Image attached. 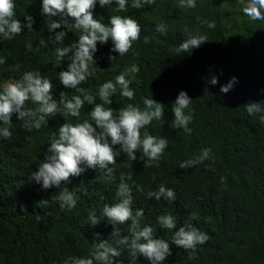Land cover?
<instances>
[{"label":"trees","instance_id":"trees-1","mask_svg":"<svg viewBox=\"0 0 264 264\" xmlns=\"http://www.w3.org/2000/svg\"><path fill=\"white\" fill-rule=\"evenodd\" d=\"M14 3L21 23H27L25 16L33 17L35 32L28 33L25 27L24 33L11 41L0 38V57L7 58L6 64L0 65V84L10 78L19 80L26 71L39 70L52 81L55 98L62 91H67L70 99L81 95L60 83L57 74L68 70V62H58L53 54L56 47L74 45L81 31L69 29L64 44H57L50 36L66 29L48 31L47 18L41 15L42 0ZM178 3L179 0H156L152 7L137 10L129 0L127 10L122 12L116 11L115 2L105 8L97 4L94 19L108 25L110 16H131L141 26L140 40L121 57L111 51V40L107 44L98 42L94 59L103 70L97 69L81 85L87 95L97 97L98 104L99 87L127 71L135 98H124L117 89L113 103L104 105L114 109V116L128 103L143 110L144 98L166 105V122L162 125L153 120L148 126L151 135L168 141L159 166L144 167L145 161L137 152L132 167L125 154L116 158L114 180L101 170L86 169L66 185L76 195V207L62 211L56 197L64 185L61 189H43L42 183L29 182L30 175L38 171L47 144L58 135V126L84 120L94 123L89 113L94 106L85 103L79 117H49L47 127L32 132L23 130L14 114L11 139L0 137V264H63L68 257H88L96 233L100 234L99 240L119 247L116 241L120 237L111 235L113 225L101 212L105 203L115 201L122 175L132 190L133 210L144 209L141 226L157 227V238L171 241L175 231L186 223L209 236L191 257L184 249L170 244L172 255L164 264H264V123L258 114L249 115L244 106L260 103L264 107V21L245 16L239 0H197L195 9L184 10ZM205 18L214 20L216 27L209 29L202 24ZM161 22L167 25L166 35L156 31ZM197 31L207 35V42L191 53L177 55L180 43ZM144 36L150 37L151 42L145 44ZM41 40L44 47L39 52L25 48L26 41L32 42L35 49ZM109 56L116 58L110 60ZM16 64L20 65L19 71H9ZM133 65L138 72H131ZM213 75L217 78L215 85L208 82ZM233 77L237 82L222 93L221 87ZM182 90L193 99L191 107L195 110L190 136L182 129L171 128V105ZM28 106L36 107L31 101ZM205 147L212 148L215 163L205 161L180 169L181 162L199 155ZM115 148L119 150L120 146ZM208 165L215 171L209 170ZM221 177H226L227 190L220 184ZM161 184L175 191L174 202L147 198V192L158 190ZM137 186L143 191H137ZM44 200L48 202L39 205ZM91 213L101 220L99 224L90 225ZM168 214L175 217L177 229L160 230L157 217ZM192 214L198 219L191 220ZM38 215L43 219L38 221ZM207 217L211 221H206ZM130 224L131 221L118 225L121 236L130 237ZM115 259L117 264H151L143 256L131 261L127 251Z\"/></svg>","mask_w":264,"mask_h":264},{"label":"clouds","instance_id":"clouds-1","mask_svg":"<svg viewBox=\"0 0 264 264\" xmlns=\"http://www.w3.org/2000/svg\"><path fill=\"white\" fill-rule=\"evenodd\" d=\"M115 2L116 11H126L129 0H42L41 15L47 19L48 31L54 32L56 29L64 28L54 37L50 36L57 44H64V39L68 36L69 29L75 28L81 31L76 43L71 47H56L54 56L58 62H68V70L60 71L57 76L60 83L66 89L75 90L81 95H74L71 99L67 91H62L59 98H55L54 85L51 80L44 77L39 70L26 71L17 80L10 78L0 84V137L9 140L12 137L10 125L15 114L21 123V127L26 132L39 131L42 127H47L49 117L60 115L61 117H79L81 109L85 103L93 105L90 113L92 121L71 124L64 122L58 126V135L51 137L48 147L43 153L44 159L38 165V171H32L29 182L41 184L43 189L56 188L63 189L58 192L56 199L62 211H71L76 207L77 199L74 192L66 186L71 182L72 177L80 176L86 169L103 171L104 175L112 180L115 179L116 158L125 154L128 158L129 166L132 167L137 161V152H140V160L145 161L144 167L159 166L161 157L168 147V141L164 137H155L148 131V126L153 120L161 122L164 118L165 106L152 98H144L143 110L132 103L119 109V115L114 116V109L105 108L104 105L113 103L112 97L120 90V95L128 100L135 98V91L130 87L131 81L127 79L128 72H121L115 80H109L99 87L98 97L100 103H96L95 96L87 95L86 90L81 87L89 77L95 75L97 61L94 59L97 52V43L107 44L112 41V52L119 53V57L128 54L133 43L140 40L141 26L137 20L131 16L114 15L109 17L108 25L94 19L93 13L97 4L101 8L106 5H113ZM242 5L243 14L252 21H264V0H239ZM156 0H131L133 9H144L145 6H153ZM14 0H0V38L11 41L18 35L24 33V28L28 33L35 32L33 17L25 16L26 24L16 18ZM178 7L181 10L195 9L197 0H179ZM53 17H59L53 20ZM202 24H206L209 29L216 27L215 21L204 19ZM156 31L166 35L167 25L163 22L156 26ZM185 31H188L185 28ZM207 35L197 31L190 34L189 38L180 43L176 49L177 55L191 53L193 49L199 48L207 42ZM143 42H151L150 37L144 36ZM44 47L41 40L35 49L32 42H25V48L30 52H39ZM115 56H109L110 60ZM7 58L0 57V65H5ZM20 65L16 64L9 68V71H19ZM103 70V69H100ZM139 69L133 65L131 72L136 73ZM223 73L221 72V75ZM215 85L217 78L215 75L208 81ZM237 82L233 77L220 91L227 93ZM29 101L36 105L35 108L28 106ZM193 99L186 91H180L177 98L171 105L174 119L171 124L172 129H182L185 134L191 135L193 129L189 127L193 123L195 110L191 107ZM249 115H259V120L264 123V107L260 103H248L244 105ZM116 145L120 148L117 150ZM205 161L215 163V154L211 147L202 148L200 154L192 159L180 163V169H189L203 164ZM209 170L215 171L208 165ZM131 179V177H127ZM220 184L227 190L226 177L220 178ZM137 191H143L137 186ZM116 199L113 203H105L102 209V216L107 218L113 225L111 235L119 236L116 241L119 247L110 245L107 240H99V233L94 236L92 250L88 257H68L63 264H117L116 257L127 251L131 261L135 262L139 256L147 258L151 264H164L166 258L172 255L170 244L182 248L191 257L196 253L197 246L203 245L209 240L207 233L201 232L198 228L186 223L177 229L174 216L161 215L157 217L158 228L160 230L177 229L171 239L167 241L156 237L157 227L150 225L141 226V218L144 216V209L132 208L133 195L129 185L125 182V177L121 176V182L115 193ZM147 198H155L157 202L163 198L167 202L176 200V193L173 189L161 184L156 191H148ZM48 201H41L39 205ZM43 216L38 215L40 221ZM191 220H197L195 214L190 216ZM207 217L206 221H211ZM90 225L95 226L101 222L95 213L89 215ZM129 225L130 237L121 236L118 225Z\"/></svg>","mask_w":264,"mask_h":264},{"label":"bare ground","instance_id":"bare-ground-1","mask_svg":"<svg viewBox=\"0 0 264 264\" xmlns=\"http://www.w3.org/2000/svg\"><path fill=\"white\" fill-rule=\"evenodd\" d=\"M249 35H250V37H251V36H252V33L250 32V34H249ZM251 39H252V38H251Z\"/></svg>","mask_w":264,"mask_h":264}]
</instances>
